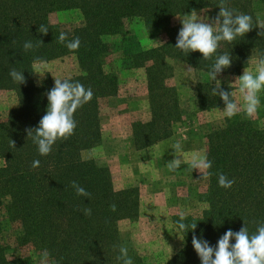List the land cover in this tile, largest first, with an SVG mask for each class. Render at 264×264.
I'll return each instance as SVG.
<instances>
[{
  "label": "trees",
  "instance_id": "16d2710c",
  "mask_svg": "<svg viewBox=\"0 0 264 264\" xmlns=\"http://www.w3.org/2000/svg\"><path fill=\"white\" fill-rule=\"evenodd\" d=\"M218 3L219 0H0V83L6 88H16L19 97L17 110L12 112L14 114L6 125L0 126V153L5 149L9 153L1 154L6 162L3 171L9 175L0 178V206L3 205L5 216L13 221L16 220L14 215L17 219L19 216V199L23 196L32 197L28 198L31 208L20 218L25 231L23 233L37 248L44 250L54 264H122L117 260L120 246L127 247L133 264H141L134 256L129 241L121 237L116 227V221L125 217L128 210L132 212L136 206L134 197L131 202L128 201L131 190L114 192L107 169L93 162L82 161L79 157V152L99 142L97 99L113 93L117 87L114 74L103 70V58L109 51L105 50L100 38L124 35L126 32L121 25L123 19H138L152 35V30H166L169 20L174 16L193 10L211 9L217 16ZM227 6L237 13L248 14L253 19V29L250 32L231 43L221 42L215 54L230 53L231 66L222 73L236 74L247 66L250 56L256 55L257 50L264 52V36L258 35V32H264V26H257L251 0H227ZM68 9L78 10L82 16L80 27L64 33L69 41L79 37L80 46L75 51L69 50L64 42L59 41V35L63 31H58L56 26L45 25L49 13ZM41 25L50 31L47 38L53 46L58 50L68 49L82 67L84 74L71 82H79L93 92L92 99L74 113V133L66 140H58L47 156L39 155L37 146L27 137L26 129L36 128L33 127L36 111L39 110V105L47 109V93L52 88L47 86L33 89L29 75H26L21 64L29 56L23 46L15 45L19 34ZM177 35L173 39L170 37V41L159 48L128 54L133 63L147 64L145 77L150 100H155L152 98L156 94L169 91L163 83L171 72L166 64L167 58H177L195 71L205 73L215 60V55L211 60H203L199 52L183 54L175 48ZM27 39L24 38V43ZM3 43L5 44L2 46ZM170 47L171 52L168 50ZM23 56L27 57L26 60ZM9 60L16 62L14 68L23 72L25 81L28 82L18 85L12 80L10 71L5 69ZM212 88L207 84H197V98L201 104L216 106L219 97L212 95ZM222 90L229 92L227 88ZM161 98L162 95H158L157 104L150 102L152 107L149 123L136 122L132 126L133 140L135 143H142L141 147L163 139L164 135L161 133L164 126L161 120L164 116L169 117L168 104L171 105L175 100L172 93L163 107ZM219 102L221 106H225L223 102ZM30 110L33 112L30 113ZM15 114L16 118L13 117ZM245 117L244 114L231 117L225 122L223 132L209 134L207 159L212 162V167L208 170L212 173L211 184L215 185L214 179H218L219 173L236 175L241 182L248 178L251 182L255 174L251 169L249 172L247 170L253 167L256 173H261L263 194L253 192V187L240 189V205L227 203L224 209L217 212L224 220L219 225V230L213 233L218 216L210 223V228L201 230L203 234L200 229L196 233L198 236L201 234L200 239L207 242L218 241L229 229L238 232L243 223L250 233L256 231L258 224L264 223V131L255 129L254 124L243 120ZM11 141L14 142V148L11 147ZM34 160L40 161L39 167H32ZM223 166L228 169H223ZM239 168L241 171L237 173ZM10 181L16 183L14 191L6 189ZM72 181H76L91 195L77 196L71 187ZM5 196L11 198L3 203ZM112 204L116 205L115 212L110 210ZM84 208L91 209L90 216L84 214ZM211 234H215V237ZM190 251L187 247L182 252L187 255L183 260L177 256L167 264H201L197 254L194 251L190 254ZM191 256L194 257L192 261Z\"/></svg>",
  "mask_w": 264,
  "mask_h": 264
},
{
  "label": "rangeland",
  "instance_id": "374dc122",
  "mask_svg": "<svg viewBox=\"0 0 264 264\" xmlns=\"http://www.w3.org/2000/svg\"><path fill=\"white\" fill-rule=\"evenodd\" d=\"M251 9L257 26H264V0H251ZM195 12L201 20L209 23L216 17L211 9ZM186 14L189 13L174 16L169 20L166 30H152L154 31L152 35L138 19H123L121 25L126 32L124 35H107L100 38L105 50L109 51L103 58L105 62L103 70L114 74L117 87L113 93L97 99L98 144L79 152L82 161L93 162L107 169L114 192L131 190L128 201L131 202L134 197L133 202H136V206L132 212L128 210L125 217L116 221V227L121 237L129 241L134 256L141 264H167L177 256L183 260L187 255L182 252L187 247L191 250L190 254L194 251L192 236L201 238V234L204 233L201 230L211 227L210 223L220 215L217 212L224 209L225 204L240 205L238 196L240 189L253 187V192L263 194L261 173H256L253 167L247 170L249 172L251 169L255 174L251 182L248 178L241 182L236 175H226L235 181L230 189L219 187L218 179H214L215 185H212L210 176L189 169L190 157L193 154L207 157L209 134L223 132L225 122L229 119L222 112L225 106H221L219 101H223L219 96L216 106L201 104L197 98L198 83L215 87L216 81H211L205 72L195 71L193 68L188 71L190 67L188 64L169 57L166 64L171 72L164 78L163 83L170 92L156 94V97L152 98L155 100H150L145 77L147 64L137 65L129 59L130 52L156 49L168 43L171 38H175L182 26L181 20ZM45 25L56 26L58 31L69 33L82 25V16L75 9L53 11L47 15ZM38 29L35 27L32 31L19 34L15 43L16 47L23 46L24 38H28L26 42L31 41L33 44V48L26 51L29 59L26 60L27 57L23 56L26 62L21 63L26 75H29L33 89L47 86L53 88L54 79L73 81L81 77L84 74L83 69L75 55L68 49L58 50L47 38L50 31L42 35ZM37 40L42 44H37ZM168 50L171 52V47ZM255 56L253 54L250 57ZM37 59L46 61V66L34 65ZM15 66L16 62L9 60L5 69L10 71ZM244 69H254L252 59L249 58L247 66L236 74L221 73L217 76L221 89L227 88L232 94L231 98L241 107L243 101L238 91L239 82L235 80L243 75ZM3 85L0 83V126L6 125L14 114L12 112L19 106L16 88H6ZM172 93L175 102L168 104L169 111H166L169 117L164 116L161 120L164 128L163 133L161 131L160 133L166 137L163 136V139L141 147L142 143H135L133 140V124L149 123L152 107L150 102L157 104L158 95H162L161 103L164 107L168 103L166 99ZM259 97L260 107L255 116L248 117L240 111L233 118L244 114L246 117L243 120L254 124L255 127L251 126L255 129L264 131V91ZM45 113L46 109L39 105L33 119V127H38ZM13 117L16 118V114ZM177 142L182 146V151L177 153L178 156L174 154L172 147ZM1 154L9 153L6 149L0 153V178H6L9 173L3 171L6 162ZM174 159L183 161L177 172H171L167 167ZM223 169L227 170L228 167L223 166ZM260 170L262 172V169ZM240 171L239 168L237 173ZM15 185V182L10 181L6 189L14 191ZM10 198L5 196L3 203ZM28 198L32 199L31 196L19 199V216L17 219L14 215L16 220L13 221L5 216L3 205L0 206V264H54L53 259L44 250L37 248L28 240L29 237L24 236L25 231L20 218L31 208ZM181 213L186 217L183 222L189 225V231L190 225L197 223L194 232L184 234L177 230L175 225ZM231 219L233 221V217ZM215 223L213 233L224 223L223 217L219 216ZM199 229L201 234L198 236L196 233ZM211 235L215 237V234ZM217 242L210 240L208 243L215 247ZM180 259L177 260L179 263Z\"/></svg>",
  "mask_w": 264,
  "mask_h": 264
},
{
  "label": "clouds",
  "instance_id": "9594fccd",
  "mask_svg": "<svg viewBox=\"0 0 264 264\" xmlns=\"http://www.w3.org/2000/svg\"><path fill=\"white\" fill-rule=\"evenodd\" d=\"M217 7L219 13L211 23L201 20L194 10L184 15L175 48L185 55L199 52L203 60H211L217 53L221 42L231 43L237 37H244L253 29L252 17L230 9L227 6V0H219ZM38 32L46 35L48 29L41 25ZM258 35L264 36V32L260 31ZM58 39L60 42H64L65 47L71 51L77 50L80 46L79 37L69 41L66 34L61 33ZM37 44L42 43L37 40ZM23 48L25 51L32 49V42H25ZM250 59L253 60L254 69H244L243 75L235 80V82H239L238 91L243 101L242 107L231 98V92L221 89L220 82L217 81V76L231 66L230 53L215 55V60L207 72L209 79L216 81L215 87L212 88V95H218L223 101L225 107L222 112L227 118L235 116L240 111H243L248 117H253L260 107L259 94L264 91V52L257 50L255 58L250 57ZM46 63L40 59L34 61V65L40 67L46 66ZM191 70L192 68L189 67L188 71ZM9 75L18 85L26 82L23 72L17 71L15 68L10 70ZM92 96L91 88H85L79 82L54 79V86L47 93L48 105L45 115L41 118L38 127L26 129L27 137H30L37 146L39 155L47 156L58 140H66L74 133L76 128L74 113L88 103ZM11 147H15L13 141H11ZM172 147L174 154L178 156L177 153L182 151L181 144L177 142ZM182 163L181 159H174L167 164V167L169 171L177 172ZM39 164V160H34L32 167H39ZM211 167L212 162L206 156L193 154L189 159L191 171L197 170L201 174L210 176L212 173L208 170ZM234 183V180L229 179L223 173L218 174L219 187L230 189ZM71 187L77 196L89 197L91 195L76 181L71 182ZM110 210L115 212L116 205H110ZM83 211L86 216L91 215L90 208H84ZM185 219V215L181 213L175 225L177 230L184 234L190 231L194 232L197 223L191 224L189 231V225L183 222ZM191 243L201 264H264V223L258 224L254 233H250L244 223L238 232L229 229L219 238L215 247L210 246L206 240L200 239L196 235L192 236ZM117 260L122 264H133L125 246L119 247Z\"/></svg>",
  "mask_w": 264,
  "mask_h": 264
}]
</instances>
